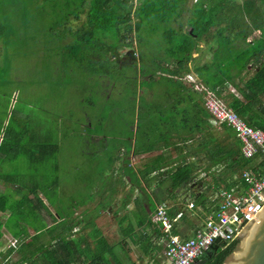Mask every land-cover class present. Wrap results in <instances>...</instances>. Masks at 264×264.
Wrapping results in <instances>:
<instances>
[{
  "label": "trees",
  "instance_id": "obj_1",
  "mask_svg": "<svg viewBox=\"0 0 264 264\" xmlns=\"http://www.w3.org/2000/svg\"><path fill=\"white\" fill-rule=\"evenodd\" d=\"M41 2L49 3L51 7H43L37 17L47 16L53 18L52 31L59 34H68L69 41L82 48V50L94 54L102 52L105 55L102 60L104 59V62L110 64L114 70L112 76L121 79L128 77L130 79L129 83L135 88V96L140 95L141 103H147V107L139 105V110L145 109L143 115L140 114L137 104H135L138 114L131 128V137L124 136L120 132L118 136L106 138L107 147L111 142L110 139H114V150L118 147H125L127 151L134 148L135 154H143L147 152V149H160L158 141H161V139H158V136L164 134L165 131L174 136L176 131L180 132L182 130L181 127L186 128L191 125L192 117L174 123L166 116H162L159 109L163 108L169 101L170 104H174L169 106V112H173L176 108H182L185 112L195 107L196 97H193L195 91L193 92L189 88V100H186V97L176 98L167 95L166 93L170 92V89L165 88L170 87L169 83L174 84L179 80L175 78V75L181 76L193 69L205 84L217 91L218 95L224 98L248 125L264 130V59H261L264 53V0H246V4H241L240 0H198L197 2H190V0H0V4H2L0 17L5 22L6 17L11 16L12 13L7 8L8 6H13V15L26 16V9H23V12H17V4H38ZM249 5L251 7L246 9ZM30 15L35 14L29 13ZM72 17L79 21L82 19L80 26L76 29L68 26ZM62 26L64 27L61 28ZM186 26L188 30L184 31ZM213 26H216V30L212 33ZM256 29L261 30V37L254 42H248L247 38ZM167 34H172V37L166 38L165 35ZM210 34L215 37V44H217L214 61L191 66L189 62L193 59V52L203 39L210 37ZM224 34L232 40L224 38ZM121 48L125 49L123 57H121ZM224 55H229L230 59L226 61ZM246 55L249 60L261 56L259 59L261 67L244 85L233 83L236 90L224 95V84L232 81L233 75L231 72L234 71L232 68L235 60L240 59L242 56L246 57ZM245 68L247 69V66ZM130 70L133 71L132 75L128 74ZM162 72L163 75H161ZM139 73L145 78L140 79L138 77ZM93 75L96 78L94 80L100 84L104 80H109L107 77L102 79L103 77H100L98 73ZM139 83L141 90L137 89ZM184 83L186 81H183ZM103 86L108 88V85ZM157 87L159 92H156ZM206 123H208L207 126L210 124L199 119L189 129L205 130ZM88 129L92 130L93 126L88 127ZM227 129L229 131L232 128L229 126ZM90 135L97 138L99 134L90 132ZM8 136L9 133L7 132ZM175 137L179 142L183 140L185 143L189 142V138L192 139V137H183L180 133ZM212 139H215L214 147L211 149L214 161L215 163L222 162L224 147L221 144V139L209 134L207 136L208 142H213ZM46 140L42 141L40 146H37V151L32 149L31 153H39L41 150L49 148L52 142ZM4 145H8L6 140L3 143ZM54 148L58 149L56 145H54ZM228 159L234 167L229 170L224 164L225 168L219 169L217 172H211L216 182L213 188L214 191L208 188L204 193L197 195L194 198L196 205L201 203L206 208L207 198H209L212 202L216 201L215 203L219 207L221 198L219 192L217 195V191L220 188L222 189L223 184H226L225 187L230 188L235 184V180H239L238 178L234 179L233 174L236 175L243 168L254 170L263 165L259 159L245 158L242 155L241 147L235 150L233 154L229 153ZM108 162L109 164L113 162V156L110 154L108 155ZM158 164L147 166V170L140 172L138 175L132 172L133 174L130 176L138 184L142 180L141 177L144 178L147 181V189L151 187L150 184L155 176L162 184L170 178L175 183L176 190L189 187L196 178L192 175L188 164H185V168L179 167L175 171L170 169L171 167L165 170L160 169V175H157L155 174V168H158ZM38 188L39 186L34 187V190H31L30 193L35 194V190ZM142 188L138 193L132 188L129 194L132 197L136 195L139 200H147V208L144 206L145 211H147L145 218L147 221H144L143 224H154L158 232L163 234L161 222L158 221V224L153 222L155 208L158 204L155 205L156 200ZM59 203L64 211L63 204ZM189 204H186L187 210L180 201H176L171 205L169 215L174 218V227L166 239L168 241L167 245L159 243L149 250L150 232L141 231L135 235L133 239L137 245L142 248L147 246L148 263L167 264L166 251L161 254V250L165 246L166 250L169 248L168 243L171 235L180 236L185 240L196 235V233L190 235L186 225V218L190 216L187 213L193 214L196 212L192 209L194 204L192 203V206ZM218 207L216 210L219 209ZM35 209L52 213L49 206L40 198L33 201L26 197L14 201L10 199L9 195L0 192V212L11 217L21 215L18 216L21 219L23 215L28 216ZM178 213H182L181 216H177ZM57 214L61 217H67L66 219L72 224L70 227L67 226L70 229L73 228V225H77L82 221L81 219L76 220L75 217L72 218L70 215H63L58 210ZM89 216L90 218L86 223L78 225L81 227L77 235L74 234V231L72 233L67 232V235L63 234L59 224L49 228L47 231L55 232L53 236L56 237V241L53 242L49 239L41 243L33 250L29 258H19L14 264H79L80 257L86 258L88 252H93L92 261L88 264H99L102 259L108 261L106 264H111L110 256L119 257L120 264H125L127 258L122 256L124 253H120V249L111 244L110 236H107L102 228L97 226L94 217ZM191 217L194 218V216ZM54 218L56 219L55 216ZM195 218L199 221L204 219L200 216H195ZM2 226L3 224L0 222V237L3 235L1 232ZM181 226H184L185 229H180ZM200 226L201 224L197 228ZM44 228H47V226H44ZM157 235L160 236V234ZM34 238L39 237L35 236ZM238 239L229 244H221L218 251L213 253L205 264H222L226 256L234 249ZM12 259H7L5 263L10 264V261H13Z\"/></svg>",
  "mask_w": 264,
  "mask_h": 264
},
{
  "label": "crops",
  "instance_id": "obj_2",
  "mask_svg": "<svg viewBox=\"0 0 264 264\" xmlns=\"http://www.w3.org/2000/svg\"><path fill=\"white\" fill-rule=\"evenodd\" d=\"M197 1L198 0H190V2ZM250 7L251 5L247 6L246 9H249ZM185 30L188 29L184 27V31ZM211 30L212 33L215 32L216 26H213ZM261 35V30L256 29L253 34L249 35L247 41L254 42L256 39L260 38ZM165 37L171 38L172 34H167ZM224 38L232 40V38L226 34H224ZM216 47L217 44H215V37L210 34V37L203 39L198 48L193 52V59L189 62L190 65L212 63L215 59ZM260 57L251 58L249 60L246 55V57L242 56L240 59L235 60L232 68L234 71L231 72L233 75L232 81H228L224 84V95L236 90L233 83L244 85V83L259 70L261 67V61H259ZM224 58H226V61L230 59L229 55H224ZM261 59H264V53ZM244 65L245 67H248L247 70L245 67V69L243 68ZM238 72H240V74H238ZM161 75H163V72ZM167 75L169 76V74ZM175 78H178L179 80L177 79L178 81L174 82V84L169 83L170 87H165L170 89V92H167L166 94L172 95L176 98L181 96L186 97V100H189L188 94L190 88L193 92L195 91V93H193V97H196L195 107L185 112L182 108H176L173 112H169L170 109L168 108L169 115L166 116V118L174 121V123H178L192 117V124L186 128L181 127L182 130L180 132L176 131L174 136H172L171 141L167 143L163 140L158 141L160 149H147V152L143 154H135L134 148L128 151L125 147H118L115 149L114 153L110 154L113 156V162L112 164H109V168L116 172L115 181H118L116 182L117 191H115L114 196L109 195L110 189L107 188L109 185L100 181L103 178L102 173H100V175H98L91 183L89 189L74 194L78 195L76 198H67V194L64 193V190L67 188L62 187V185H56L59 183V181H57V179L60 178L59 174H39L46 168L60 170L62 167L60 164V160L62 161V159L58 152L59 149L54 148L53 133L47 130L44 132L30 130L24 133L21 129L19 132H13V134H16L15 137L20 140V143L12 146H10V144L3 146L7 137V131L4 135L2 129H0V192L9 195L10 199L14 201L25 199L26 197L33 201L40 198L49 206L50 211L52 212L50 213L46 210L35 209L30 212V215H23V218L21 219L18 218V216L21 215H13L11 217L10 215L0 212V222L3 224L1 229L3 235L0 237L1 264H6L5 261L7 259L11 260L12 258L13 261H10V264H14L19 258L27 259L32 255L33 250L41 243L49 239L55 242L56 237L53 236V233L55 232L47 230L54 227L56 224L60 225V229L63 231V234L66 235L67 232L72 233L73 231H80L81 226L78 225L86 223L90 218L89 215L94 217L97 226L101 227L107 236H110L109 240L111 241V244L116 245V248L120 249V253H124L122 256L127 258L125 264H141L140 262H142V264H150L147 260V246L144 250L134 242L133 238L141 231H144L145 233L148 231L151 236V243L148 245L149 250L159 243L167 245L168 241L166 239L168 238L169 233L172 232L174 222L172 223V228L168 230L165 228L164 223L157 219L158 210L161 205L165 204L169 213L171 205L176 201L182 202L185 210H187L186 204H194L192 209L196 210V212L193 214H189L188 212L187 215L190 216L189 218H186V225L190 235L196 233L195 229L199 224L203 223L205 217H208L209 214L215 213L216 208L218 207L215 203L216 201L212 202L211 199L207 198L208 201L205 208L201 203L196 205L194 198L207 191L208 188H211L214 191L213 188L216 182L211 175V172H217L219 169L225 168L224 164L229 170L234 167L230 164L228 159L229 153L233 154L235 150H238L239 147H241L242 155L247 158L243 153L244 142L238 136L236 129L233 126L228 123L220 124L216 121L215 116L210 113L206 106V100L210 97L211 92L227 106H229V104L224 98H221V96L218 95L217 91L206 85L194 69L187 74L183 73L181 76L175 75ZM183 81H186L187 85H185L186 83L183 84ZM15 93L16 91L13 92V94ZM169 104L170 101L167 102L163 108ZM199 119L204 122H209L210 124L208 126V123L205 124V126H207L206 128L203 127L205 130L197 128L190 130L189 127ZM229 126L232 129L228 131L227 128ZM179 133L182 134L183 137H192V139L189 138L190 140L187 143L182 139V142H179L177 137H175V135H179ZM209 134L221 139V144L224 147L222 162L218 161L215 163L214 161L211 149L214 147L215 139H212L213 142L209 143L207 140ZM24 136H27L26 144L28 147L24 145L22 141ZM41 136L42 141L47 139L46 141L52 142V145L49 148L41 150L39 153H31L32 149H35L36 151L38 150V147L33 145L35 142L33 138L40 139ZM108 148L109 147L106 148V151H108ZM108 155H106V163H109ZM260 155H257L254 158L258 160ZM156 164H158V168H155V174L157 175H160V169L165 170L171 167L170 169L175 171L179 167L185 168V164H188L190 165L192 175L196 176V178L189 187L180 190L175 189V183L170 178L162 184L155 176L149 189H147V181L144 178L141 177L142 180H140L139 184L138 182H134V179L131 178L130 175L133 174L132 172H135L136 175H138L140 172L147 170V166H155ZM242 171L238 172L236 175L233 174L234 179H239L238 181L235 180L233 186L228 188L225 187L226 184H223L222 189L220 188L217 191V195L218 192L221 193L223 190H230L232 187L241 186L244 183ZM40 176L44 178L42 181L37 180ZM123 178L128 179L124 182ZM37 186H39V188L35 190V194L30 193V191L34 190V187ZM53 186L58 188V193L54 192ZM132 188L136 190V193L142 188L151 194L152 198L156 200L157 203H155V205H158L155 208L153 222H157V224L158 221L161 222L163 234L158 232L154 224H143L144 221H147V219H145L147 211L144 209V206L147 208V200H139L136 198V195L132 197V195L129 194ZM67 190L69 191V189ZM70 195L73 194L69 192V196ZM64 199L67 200V204ZM59 202L63 204L65 212ZM57 210L63 215H70L72 218L75 217L76 220L81 219L82 221L77 225H73L72 229L67 228V226H72L71 222L66 219V216H59ZM122 211H124L122 216L125 217H123L120 222H117L119 214H121ZM191 216H194V218ZM195 216L204 217V219L199 221ZM114 217L116 218V222L113 219ZM43 224L44 226H47V228H44ZM153 228L155 229L153 230ZM180 229L184 230L185 227L181 226ZM157 234H160V236ZM35 236L39 238H34ZM165 251L166 246L161 250V254H164ZM15 255H17V257H15ZM92 255L93 252H88L86 258L80 257L81 261L79 264L90 263L92 261ZM110 262L111 264H120L119 257L116 258L110 256ZM106 263H108V261L103 259L99 262V264Z\"/></svg>",
  "mask_w": 264,
  "mask_h": 264
},
{
  "label": "rangeland",
  "instance_id": "obj_3",
  "mask_svg": "<svg viewBox=\"0 0 264 264\" xmlns=\"http://www.w3.org/2000/svg\"><path fill=\"white\" fill-rule=\"evenodd\" d=\"M240 3L246 4V0H240ZM17 6V12L26 9V16L13 15V6H8L11 16L6 17L5 22L0 17V129L4 135L6 131L9 133L6 142L10 146L20 143L13 132L21 129L24 133L30 130L52 132L62 167L60 170L46 168L39 174H59L56 185L69 189L64 190L67 198H76L78 195L74 194L89 189L100 173L103 183L111 174L106 155L114 153V139H110L106 151V138L118 136L120 132L131 137V128L138 114L135 104L143 115L145 109L139 110V105L147 107V103H141L140 95L135 96V88L128 77L112 76L114 70L102 60L105 57L102 52L94 54L82 50L69 41L68 34L52 31L53 18L37 17L43 7H51L49 3ZM29 13L35 15L29 16ZM81 22L82 19L72 17L68 26L76 29ZM123 48L121 57L125 55ZM94 73L109 80L100 84L94 80ZM128 74L132 75L133 71ZM138 77L145 78L140 73ZM138 87L141 90L140 83ZM156 92H159L158 87ZM210 96L215 97L213 93ZM171 105L174 104L159 109L162 116L169 115ZM92 126V130L88 129ZM90 132L102 136L93 138ZM26 139L24 136L22 141L28 147ZM33 139V145L40 146L42 136ZM158 139L167 143L172 136L165 131ZM43 179L42 176L37 178L38 181ZM53 190L59 192L54 186ZM69 192L73 195L69 196ZM123 214L124 211L119 214L117 222L125 217ZM113 219L116 222V218Z\"/></svg>",
  "mask_w": 264,
  "mask_h": 264
},
{
  "label": "built area",
  "instance_id": "obj_4",
  "mask_svg": "<svg viewBox=\"0 0 264 264\" xmlns=\"http://www.w3.org/2000/svg\"><path fill=\"white\" fill-rule=\"evenodd\" d=\"M215 97L218 99L216 95ZM215 97L210 96L206 100L210 113L220 124L228 123L236 129V133L244 142L243 153L247 158L261 154L258 159L264 163V130L249 126L233 108ZM115 174V170H112L104 182L109 185L107 188L110 189V196H114L117 191L118 181H115ZM242 177L244 183L241 186L220 193L218 211L205 219L196 229L194 237L185 240L171 235L169 248L166 250L167 264H192L217 241L220 244H229L239 237L246 224L251 222L264 206V165L254 170L245 168ZM127 179L123 178V181ZM169 214L165 205L159 207L157 219L161 220L168 230L174 222V218ZM181 214L178 213L177 216Z\"/></svg>",
  "mask_w": 264,
  "mask_h": 264
},
{
  "label": "water",
  "instance_id": "obj_5",
  "mask_svg": "<svg viewBox=\"0 0 264 264\" xmlns=\"http://www.w3.org/2000/svg\"><path fill=\"white\" fill-rule=\"evenodd\" d=\"M234 249L222 264H264V206L241 231ZM220 243L207 248L201 257L192 264H205L208 258L218 251Z\"/></svg>",
  "mask_w": 264,
  "mask_h": 264
},
{
  "label": "clouds",
  "instance_id": "obj_6",
  "mask_svg": "<svg viewBox=\"0 0 264 264\" xmlns=\"http://www.w3.org/2000/svg\"><path fill=\"white\" fill-rule=\"evenodd\" d=\"M78 231V230H77ZM74 234H75V232H74ZM180 237V236H179ZM204 253V252H203ZM197 260V259H196Z\"/></svg>",
  "mask_w": 264,
  "mask_h": 264
}]
</instances>
